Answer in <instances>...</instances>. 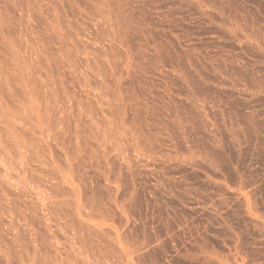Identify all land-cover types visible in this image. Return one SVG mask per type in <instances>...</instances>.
Returning a JSON list of instances; mask_svg holds the SVG:
<instances>
[{"label":"rangeland","instance_id":"obj_1","mask_svg":"<svg viewBox=\"0 0 264 264\" xmlns=\"http://www.w3.org/2000/svg\"><path fill=\"white\" fill-rule=\"evenodd\" d=\"M0 264H264V0H0Z\"/></svg>","mask_w":264,"mask_h":264}]
</instances>
